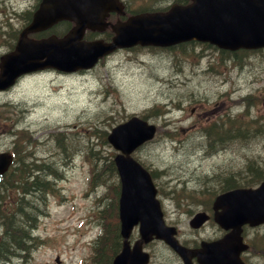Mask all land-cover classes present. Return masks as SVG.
Listing matches in <instances>:
<instances>
[{
  "label": "rangeland",
  "instance_id": "374dc122",
  "mask_svg": "<svg viewBox=\"0 0 264 264\" xmlns=\"http://www.w3.org/2000/svg\"><path fill=\"white\" fill-rule=\"evenodd\" d=\"M35 1L0 0V54ZM0 110V150L11 149L16 138L2 128L9 117V129H22L29 138L27 160L56 170L27 250L9 261L0 255V264H88L101 231L98 211L113 200L108 186L91 184V164L112 158L106 134L130 114L157 125L155 137L132 155L156 171L164 216H192L224 188L226 175L250 181L249 166L264 160V50L228 53L195 41L118 49L86 71L26 76L0 93ZM210 125L232 127L241 136L210 147L202 131ZM56 134H62L65 152L57 148ZM103 176L114 181L107 170ZM30 197L36 202V194ZM7 199L2 193L0 201Z\"/></svg>",
  "mask_w": 264,
  "mask_h": 264
},
{
  "label": "water",
  "instance_id": "95a60500",
  "mask_svg": "<svg viewBox=\"0 0 264 264\" xmlns=\"http://www.w3.org/2000/svg\"><path fill=\"white\" fill-rule=\"evenodd\" d=\"M51 3V0H42L26 29L47 27L61 17L73 19L75 26L62 37L50 35L37 40L27 39L23 36L25 30L21 32L15 50L1 57L0 88L12 84L15 77L23 72L45 66L65 71L90 67L99 56L116 45L129 46L136 42L169 45L196 38L228 49L264 46V0H195L191 6L173 7L166 13H144L117 25V35L110 43L81 39L83 28L89 23L84 20L86 11L82 0H68L63 6L62 2H55L54 10ZM154 132V124L132 115L112 127L107 135L108 141L120 150L114 161L121 181L118 214L120 233L124 238L123 247L111 264H125L129 255H133V259L127 261L128 264L145 261L139 256L138 246L129 251L126 240L137 222H140L139 230L144 240L149 239L152 233L167 237L151 177L130 155ZM11 158L9 152H0V173L7 168ZM213 207L214 216H221L219 221L232 223L237 228L244 222L256 224L264 221V180L256 187H237L217 194ZM193 216L207 215L200 211ZM197 219L194 217L192 220ZM234 232L228 236L231 242L238 230Z\"/></svg>",
  "mask_w": 264,
  "mask_h": 264
},
{
  "label": "flooded vegetation",
  "instance_id": "af4514ba",
  "mask_svg": "<svg viewBox=\"0 0 264 264\" xmlns=\"http://www.w3.org/2000/svg\"><path fill=\"white\" fill-rule=\"evenodd\" d=\"M191 2L192 0H115L113 7L111 0L110 8H102L100 11H105V24L100 28H86L83 37L110 41L114 35L113 25L134 14L164 12L174 4L186 5ZM62 22L65 24V31L73 24L70 20ZM191 217L163 216L165 225L170 227V235L179 248L175 250L163 239L153 235L141 245V249L147 254L144 264H264V222L258 225L245 223L241 226L238 243L244 247L238 252V256H234L228 249L219 247V242L229 228L222 227L215 216H204L203 221L196 225L190 222ZM139 239L135 226L129 235L130 245L137 243ZM120 243L121 240L118 245H113V256L120 250Z\"/></svg>",
  "mask_w": 264,
  "mask_h": 264
},
{
  "label": "trees",
  "instance_id": "16d2710c",
  "mask_svg": "<svg viewBox=\"0 0 264 264\" xmlns=\"http://www.w3.org/2000/svg\"><path fill=\"white\" fill-rule=\"evenodd\" d=\"M18 149L15 147L13 149L15 162L18 163V166L16 164L11 171L6 173L0 183L3 189L11 188L15 192L9 196L6 203L4 201L3 203L0 202V228L2 230L0 235V255L5 257L16 249H26V241L30 236L29 230L35 225L39 199L43 197L45 190L51 189V182L46 178V175L50 172L47 164L32 161L30 165V162H25L23 155L20 154L21 150ZM106 165L111 167V172L113 173L112 160ZM97 173L102 174L103 172L96 171L95 174ZM249 175L252 178H254L253 176L264 177V168L261 169L260 175L253 173L252 169ZM237 177H240L241 180L247 178V176L240 174H237ZM233 179L234 177L230 174L224 176L223 181L227 185L222 187L229 188L235 184L248 183L239 180L234 182ZM32 193L36 194V202L30 197ZM99 214L101 219H103L102 231L94 240L93 256L96 257L92 259V264H108L113 252V239L117 235V231H113V216H116L113 213V205L108 209V212H104L101 209Z\"/></svg>",
  "mask_w": 264,
  "mask_h": 264
},
{
  "label": "bare ground",
  "instance_id": "6f19581e",
  "mask_svg": "<svg viewBox=\"0 0 264 264\" xmlns=\"http://www.w3.org/2000/svg\"><path fill=\"white\" fill-rule=\"evenodd\" d=\"M27 162H30V163H29L30 165L32 164V160H27Z\"/></svg>",
  "mask_w": 264,
  "mask_h": 264
}]
</instances>
